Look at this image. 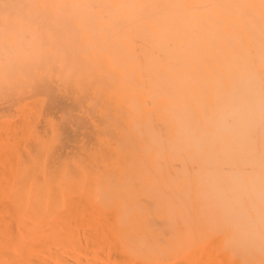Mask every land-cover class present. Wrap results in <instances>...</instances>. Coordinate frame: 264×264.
<instances>
[{
  "label": "bare ground",
  "instance_id": "obj_1",
  "mask_svg": "<svg viewBox=\"0 0 264 264\" xmlns=\"http://www.w3.org/2000/svg\"><path fill=\"white\" fill-rule=\"evenodd\" d=\"M0 264H264V0H0Z\"/></svg>",
  "mask_w": 264,
  "mask_h": 264
}]
</instances>
